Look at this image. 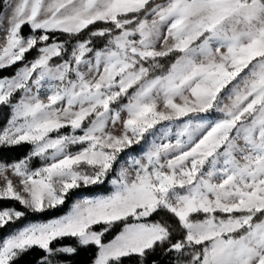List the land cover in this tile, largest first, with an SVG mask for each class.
Instances as JSON below:
<instances>
[{
	"label": "rangeland",
	"instance_id": "1",
	"mask_svg": "<svg viewBox=\"0 0 264 264\" xmlns=\"http://www.w3.org/2000/svg\"><path fill=\"white\" fill-rule=\"evenodd\" d=\"M149 1L46 0L42 13L7 12L0 68L34 41L17 36L23 23L75 33L99 20L120 30L93 53L89 40L77 42L71 77L66 61L50 64L61 46L51 43L0 78V105L23 87L8 116L0 114V146H30L21 160H0V198L40 211L111 171L108 194L77 195L57 218L18 223L21 212L0 208V227L12 224L0 238V264L31 247L50 254V242L66 235L99 246L91 264L141 253L167 238L165 228L133 222L102 244L104 231L91 226L156 205L177 216L184 245H202L181 250L177 258L189 260L177 264H264V0H161L145 10ZM127 14L135 15L120 18ZM104 33L112 32L91 35ZM170 52L178 55L160 75L136 63ZM113 95L126 101L114 108ZM64 126L68 134L53 136ZM199 212L202 219H189Z\"/></svg>",
	"mask_w": 264,
	"mask_h": 264
},
{
	"label": "trees",
	"instance_id": "2",
	"mask_svg": "<svg viewBox=\"0 0 264 264\" xmlns=\"http://www.w3.org/2000/svg\"><path fill=\"white\" fill-rule=\"evenodd\" d=\"M161 0H150L145 7V10L150 8L156 2ZM247 1V0H244ZM7 4V0H0V15ZM135 15V14H134ZM133 14H127L120 16L121 19H130ZM140 16V14H137ZM96 30H105L112 32L104 33L102 35H91ZM120 29L114 27L112 21H95L85 25L78 32H66L59 29L52 30H33L27 23L20 25L17 36L24 38L28 35H34V41L30 48L22 53L21 58L10 66L0 68V78H10L15 75L16 71L26 62L35 59L39 55V48L51 43H59L60 53L50 60L51 65H56L59 62L66 61V76H72V68L74 66L75 59L72 57V49L77 42H83L89 40L88 45L91 48L90 53L100 50L110 45L111 35L119 32ZM177 53L170 52L154 59H147L141 61L137 59L136 63L146 66L149 69L150 74L148 76H156L163 74L169 66L176 59ZM23 87L15 90L7 101L0 105V114L5 113L7 116L10 112L11 105L15 103L20 95ZM126 101V96L113 95L110 105L114 108H118L121 103ZM214 112V107L211 108ZM208 111L201 112V114H207ZM194 114V113H192ZM191 114V115H192ZM94 114H90L82 124V127L88 126L92 121ZM248 119V118H247ZM1 123V121H0ZM2 124V123H1ZM69 126L61 127L53 136L60 134H68L70 132ZM29 144H13V145H1L0 146V160L3 163H11L13 161L21 160L26 157L29 153ZM3 160V161H2ZM115 166V165H114ZM114 170L112 166L111 170ZM108 172L107 177L99 183L76 187L70 189L66 194L63 202L55 207L47 208L40 211H32L25 207L19 200L11 198H0V208H13L22 213L18 223L23 221H47L52 218L62 216L68 210L73 199L77 195L92 196L98 192L108 194L110 188L108 186L109 179L111 177ZM242 212H234L230 215H240ZM215 216H221L223 218L229 216L222 213H214ZM261 214L259 215V217ZM204 217V213H194L189 216L190 220H199ZM133 222H146V223H158L167 232V238L163 241L155 242L151 247L143 250L141 253L129 254L121 256L116 260H112L111 264H177L179 261H187L189 257L177 258V255L181 250L185 248L200 249V244H186L184 245L183 240L185 238V231L180 224L179 219L172 212L156 205L150 211H137L134 215L127 216L110 223H98L91 226L92 230L104 231L100 242L102 244L111 241L122 229ZM13 223V224H18ZM12 225V224H11ZM10 224H6L0 227V238L9 230ZM71 247L73 251L66 253L60 251V247ZM49 249L52 253L48 254L44 249L39 247H31L27 250L20 252L7 264H91L97 257L99 246L94 243L81 244L75 236H62L52 240L49 244ZM48 261V262H46Z\"/></svg>",
	"mask_w": 264,
	"mask_h": 264
},
{
	"label": "crops",
	"instance_id": "3",
	"mask_svg": "<svg viewBox=\"0 0 264 264\" xmlns=\"http://www.w3.org/2000/svg\"><path fill=\"white\" fill-rule=\"evenodd\" d=\"M45 1L46 0H8V3L4 7L0 15V39L2 38V36H5L4 39L7 38V12L12 13L15 10L18 11L22 9V11L29 10L30 12L34 10H38V13H42L43 11L42 5L45 4ZM61 2H63V0H61ZM64 2L67 3V1ZM65 8L66 9H64V12L66 15L68 14V11L70 12V9L67 8V4ZM71 14L74 15L75 12L72 11ZM3 51H7V48H4Z\"/></svg>",
	"mask_w": 264,
	"mask_h": 264
}]
</instances>
